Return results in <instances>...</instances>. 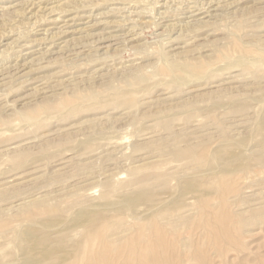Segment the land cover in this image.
<instances>
[{
    "label": "rangeland",
    "instance_id": "obj_1",
    "mask_svg": "<svg viewBox=\"0 0 264 264\" xmlns=\"http://www.w3.org/2000/svg\"><path fill=\"white\" fill-rule=\"evenodd\" d=\"M0 264H264V0H0Z\"/></svg>",
    "mask_w": 264,
    "mask_h": 264
},
{
    "label": "bare ground",
    "instance_id": "obj_2",
    "mask_svg": "<svg viewBox=\"0 0 264 264\" xmlns=\"http://www.w3.org/2000/svg\"><path fill=\"white\" fill-rule=\"evenodd\" d=\"M65 18V17H64ZM21 67V66H20ZM159 100V99H158ZM156 102V101H155Z\"/></svg>",
    "mask_w": 264,
    "mask_h": 264
}]
</instances>
